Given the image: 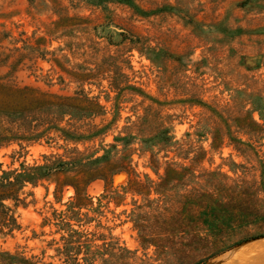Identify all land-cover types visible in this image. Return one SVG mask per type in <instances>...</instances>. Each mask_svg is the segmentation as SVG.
Instances as JSON below:
<instances>
[{
	"label": "rangeland",
	"instance_id": "1",
	"mask_svg": "<svg viewBox=\"0 0 264 264\" xmlns=\"http://www.w3.org/2000/svg\"><path fill=\"white\" fill-rule=\"evenodd\" d=\"M245 245L264 0H0V264H264Z\"/></svg>",
	"mask_w": 264,
	"mask_h": 264
},
{
	"label": "bare ground",
	"instance_id": "2",
	"mask_svg": "<svg viewBox=\"0 0 264 264\" xmlns=\"http://www.w3.org/2000/svg\"><path fill=\"white\" fill-rule=\"evenodd\" d=\"M260 243H262V242H260ZM259 244V243H258ZM246 246V245H245ZM244 246V247H245ZM262 250H264V246H262V245H260L259 247H254V248H252V247H250L249 245H248V247L246 246L245 248H243L241 251H240V256L237 254V253H235V254H237L238 255V257L242 260V262L244 261V262H247V260H249L250 261V259L253 257V256H257L258 254H263V253H261V251ZM233 257V256H232ZM237 256H235V257H233V261L232 262H234L235 263V261H236V259L238 258ZM258 257V256H257ZM256 257V258H257ZM262 258V257H261ZM224 259V258H223ZM255 260H257V259H255ZM227 261V260H226ZM230 261V260H229ZM252 261H254V260H252ZM260 261V260H259ZM214 262V261H213ZM261 262V261H260ZM215 263V262H214ZM213 263V264H214ZM218 263V262H217ZM216 263V264H217ZM223 263V262H222ZM225 263V262H224ZM238 263V262H237ZM248 264V263H247ZM250 264V263H249Z\"/></svg>",
	"mask_w": 264,
	"mask_h": 264
},
{
	"label": "water",
	"instance_id": "3",
	"mask_svg": "<svg viewBox=\"0 0 264 264\" xmlns=\"http://www.w3.org/2000/svg\"><path fill=\"white\" fill-rule=\"evenodd\" d=\"M116 181H117V180L115 179V183H116Z\"/></svg>",
	"mask_w": 264,
	"mask_h": 264
}]
</instances>
